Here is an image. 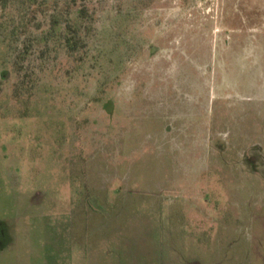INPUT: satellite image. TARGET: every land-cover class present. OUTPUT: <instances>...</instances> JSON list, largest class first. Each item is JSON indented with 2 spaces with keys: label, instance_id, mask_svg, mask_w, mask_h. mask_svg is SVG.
<instances>
[{
  "label": "rangeland",
  "instance_id": "obj_1",
  "mask_svg": "<svg viewBox=\"0 0 264 264\" xmlns=\"http://www.w3.org/2000/svg\"><path fill=\"white\" fill-rule=\"evenodd\" d=\"M73 4L0 0V264H264V0Z\"/></svg>",
  "mask_w": 264,
  "mask_h": 264
},
{
  "label": "trees",
  "instance_id": "obj_2",
  "mask_svg": "<svg viewBox=\"0 0 264 264\" xmlns=\"http://www.w3.org/2000/svg\"><path fill=\"white\" fill-rule=\"evenodd\" d=\"M73 1V5H75L76 0ZM78 8L79 9H77L78 13L76 16V20H72L67 23V31L70 36L66 38V44L70 50H74L77 46V41H80V39L78 40L77 38V34L79 31V21L87 17V6L82 4ZM75 34L76 36H74Z\"/></svg>",
  "mask_w": 264,
  "mask_h": 264
},
{
  "label": "crops",
  "instance_id": "obj_3",
  "mask_svg": "<svg viewBox=\"0 0 264 264\" xmlns=\"http://www.w3.org/2000/svg\"><path fill=\"white\" fill-rule=\"evenodd\" d=\"M209 219H208V222H209V224L206 226V227H204L203 228V230H202V232H203V234H205L206 236H208L209 238H211V236L212 235H215V230L212 228V225H210L213 221H215V219H212V218H210V217H208ZM207 222V221H206ZM217 223V222H216ZM209 240H212V239H209ZM107 255V254H106ZM131 255V254H130ZM129 257V256H128ZM133 258H134V256H132ZM153 259V258H152ZM135 260V259H134ZM138 259H136V261H137ZM130 261V260H129ZM157 261V260H156ZM122 262H119V263H117V264H121ZM129 264H131V263H134V264H137L135 261L133 262V261H130V262H128ZM148 264H152V262L150 261V262H148ZM185 264H199V263H197V262H195V261H193V262H186Z\"/></svg>",
  "mask_w": 264,
  "mask_h": 264
}]
</instances>
